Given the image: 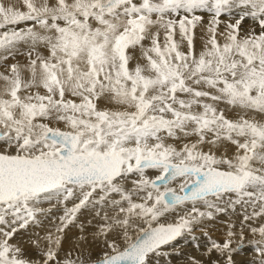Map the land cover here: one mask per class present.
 Here are the masks:
<instances>
[{
    "label": "snow or ice",
    "instance_id": "obj_1",
    "mask_svg": "<svg viewBox=\"0 0 264 264\" xmlns=\"http://www.w3.org/2000/svg\"><path fill=\"white\" fill-rule=\"evenodd\" d=\"M222 215L184 264H264V0H0V264H160Z\"/></svg>",
    "mask_w": 264,
    "mask_h": 264
},
{
    "label": "bare ground",
    "instance_id": "obj_2",
    "mask_svg": "<svg viewBox=\"0 0 264 264\" xmlns=\"http://www.w3.org/2000/svg\"><path fill=\"white\" fill-rule=\"evenodd\" d=\"M201 35V31L197 29V40H196V48L197 50L201 47V42L199 40V36ZM178 38V37H177ZM137 55L139 53L137 52ZM12 61H9L11 63ZM70 206V205H69ZM43 207L47 208L48 205L44 204ZM62 214V211H57L53 209L51 214L48 216L40 217V225L32 226L29 228V232L39 233L41 236L45 234L46 231L52 230L54 226L58 223V216ZM92 218V213L88 210H83L79 215V218L76 221L75 225L69 226L66 229V239L64 241L65 249H68L71 244L75 243V238L80 235L79 229L76 225L81 223H87V220ZM236 219V217H232ZM229 220L228 215H222L217 217L216 219L208 222L205 226L198 227L195 229L194 235L196 236V241H193L191 237L185 236L183 238H179L177 241L173 243L171 248H167L166 251L169 252V256L164 257L160 264H184L185 257L189 254L194 256H199V252L194 247L195 243H199L201 250L206 244V237L201 234L202 230L207 231L210 236L213 238H221L223 231L225 230V222ZM89 232L92 229H87ZM19 238V237H18ZM27 235H25V239H27ZM249 239H251V235H249ZM94 251L99 254L101 249L98 246H93ZM35 255V253H33ZM254 253L251 247H246L239 254L235 256L237 264H249L253 257Z\"/></svg>",
    "mask_w": 264,
    "mask_h": 264
}]
</instances>
